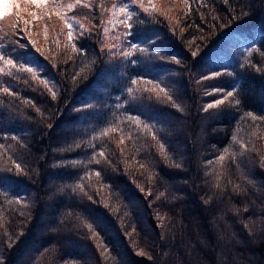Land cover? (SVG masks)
Segmentation results:
<instances>
[{
    "label": "trees",
    "instance_id": "16d2710c",
    "mask_svg": "<svg viewBox=\"0 0 264 264\" xmlns=\"http://www.w3.org/2000/svg\"><path fill=\"white\" fill-rule=\"evenodd\" d=\"M64 2L0 16V264H264V0Z\"/></svg>",
    "mask_w": 264,
    "mask_h": 264
},
{
    "label": "rangeland",
    "instance_id": "374dc122",
    "mask_svg": "<svg viewBox=\"0 0 264 264\" xmlns=\"http://www.w3.org/2000/svg\"><path fill=\"white\" fill-rule=\"evenodd\" d=\"M39 0H21V4L17 5L14 8L15 0H0V16L7 13L9 16H11L13 19L17 21H23V18H20L24 14V12H28V7L31 6V4H34ZM41 2H46L47 0H40ZM87 0H65L64 5L70 9L75 3L82 2ZM49 7H54L57 5V0H48ZM31 3V4H30ZM127 5V4H126ZM127 12H124L119 7L113 8L110 11L109 16L105 20L104 29L106 36L112 40H119L120 34L123 31L121 28V25L125 22L128 15ZM40 17V13L37 15V18ZM77 20V19H76ZM11 23L14 25L12 29H14L16 32V28H20L19 24L15 23L13 20H11Z\"/></svg>",
    "mask_w": 264,
    "mask_h": 264
}]
</instances>
